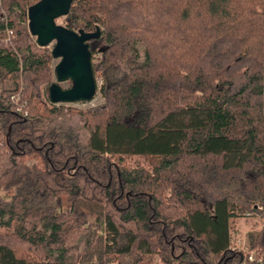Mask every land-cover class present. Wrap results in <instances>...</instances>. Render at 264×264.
I'll use <instances>...</instances> for the list:
<instances>
[{"label": "trees", "instance_id": "trees-1", "mask_svg": "<svg viewBox=\"0 0 264 264\" xmlns=\"http://www.w3.org/2000/svg\"><path fill=\"white\" fill-rule=\"evenodd\" d=\"M37 1L0 0V264H256L229 222L264 216V0H71L99 32L85 110L48 100Z\"/></svg>", "mask_w": 264, "mask_h": 264}, {"label": "water", "instance_id": "water-1", "mask_svg": "<svg viewBox=\"0 0 264 264\" xmlns=\"http://www.w3.org/2000/svg\"><path fill=\"white\" fill-rule=\"evenodd\" d=\"M71 0H39L26 10L27 29L40 47L52 43L50 55L58 59L53 66L57 82L68 81L69 86L62 88L57 82L47 87L48 100L53 103L89 101L96 92L90 52L86 41L98 37L94 32L82 29L72 30L56 19L67 14Z\"/></svg>", "mask_w": 264, "mask_h": 264}, {"label": "rangeland", "instance_id": "rangeland-1", "mask_svg": "<svg viewBox=\"0 0 264 264\" xmlns=\"http://www.w3.org/2000/svg\"><path fill=\"white\" fill-rule=\"evenodd\" d=\"M56 23L62 24L61 17L56 19ZM34 38V37H33ZM52 43L47 47L51 48ZM99 54L93 56L94 59L98 58ZM58 59L52 58L50 66L53 68L54 64ZM95 81L98 83V79L95 77ZM51 82H57L54 75L51 78ZM60 87L65 88L69 86L68 81L57 82ZM101 98L97 91L95 92L93 98L89 101L83 102H71V103H56V105H63L64 107L76 109V110H85L89 107L95 106L101 103ZM53 122L59 123L63 126H69L73 128L76 134L82 138L85 135V132L82 127V120L77 116H68L65 112L57 115ZM135 163L144 164L143 160L139 157H131L126 160L127 166L132 167ZM264 221V216L258 213L246 212L242 216H237L230 220L229 222V245L231 248L239 249L242 251L243 257L246 259V254L250 253L252 257H263L262 253L263 248L260 247H248V234L254 231H257Z\"/></svg>", "mask_w": 264, "mask_h": 264}, {"label": "built area", "instance_id": "built-area-1", "mask_svg": "<svg viewBox=\"0 0 264 264\" xmlns=\"http://www.w3.org/2000/svg\"><path fill=\"white\" fill-rule=\"evenodd\" d=\"M5 32L7 33V35H9L10 31L9 30H5ZM10 100L15 103L16 102V95H11L10 96ZM22 107V105H20L19 107H17V109H20ZM264 251V248H263ZM263 257H252V255L250 253L246 254V259L248 261H254L256 264H264V252L262 253Z\"/></svg>", "mask_w": 264, "mask_h": 264}]
</instances>
